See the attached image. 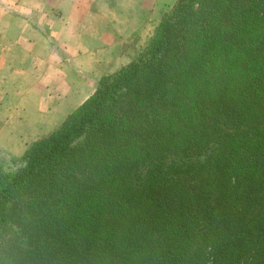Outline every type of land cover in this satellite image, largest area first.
I'll use <instances>...</instances> for the list:
<instances>
[{
    "label": "trees",
    "instance_id": "1",
    "mask_svg": "<svg viewBox=\"0 0 264 264\" xmlns=\"http://www.w3.org/2000/svg\"><path fill=\"white\" fill-rule=\"evenodd\" d=\"M21 160L0 264H264V0H177Z\"/></svg>",
    "mask_w": 264,
    "mask_h": 264
},
{
    "label": "crops",
    "instance_id": "2",
    "mask_svg": "<svg viewBox=\"0 0 264 264\" xmlns=\"http://www.w3.org/2000/svg\"><path fill=\"white\" fill-rule=\"evenodd\" d=\"M155 2L0 0V35L7 37L0 50V99L30 102L17 110L24 115L18 127L55 129L103 75L128 62L125 38L144 32L139 18L146 21ZM16 124L10 118L1 128L14 132Z\"/></svg>",
    "mask_w": 264,
    "mask_h": 264
},
{
    "label": "rangeland",
    "instance_id": "3",
    "mask_svg": "<svg viewBox=\"0 0 264 264\" xmlns=\"http://www.w3.org/2000/svg\"><path fill=\"white\" fill-rule=\"evenodd\" d=\"M108 1L110 2L111 0ZM176 2L177 0H156V4L152 5V7L150 8V12L147 14L146 21L139 18V27H142L145 24L146 29H144V32L142 34H139L138 36L125 38L124 46L126 49L128 48L127 51L129 52L128 62L136 58L138 55L144 53V50L146 49L150 38L153 36L155 29L160 22V19L164 14L169 13L172 10ZM6 39L7 37H2L0 35V50L1 48H7ZM128 62H126L122 66L126 65ZM119 68L109 74L116 72ZM4 87L5 86H3V88ZM85 100H83L76 108H78ZM26 103V101L21 100H9L7 98L0 99V166L5 172H14L18 168L22 167L23 162L21 160V157L29 148V146L33 142L45 136H48L53 131H55L61 125L62 121L71 113L70 112L66 116H64L63 119L59 121V123L55 126V129L45 132L30 131L26 130L25 127H18L19 124L17 122V120L19 121L20 119L24 118V115L22 113L19 114L18 111H20L21 108H26L27 106H29L30 102H28L27 104ZM74 110H72V112ZM10 118L12 120L15 119V122L17 123L15 127H12V130L14 132L3 131L1 128V124H3L5 120H9ZM7 141H11L13 147L9 148L4 146Z\"/></svg>",
    "mask_w": 264,
    "mask_h": 264
}]
</instances>
